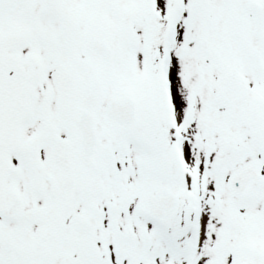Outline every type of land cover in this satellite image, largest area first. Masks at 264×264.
<instances>
[{
	"label": "snow or ice",
	"instance_id": "snow-or-ice-1",
	"mask_svg": "<svg viewBox=\"0 0 264 264\" xmlns=\"http://www.w3.org/2000/svg\"><path fill=\"white\" fill-rule=\"evenodd\" d=\"M0 264H264V0H0Z\"/></svg>",
	"mask_w": 264,
	"mask_h": 264
}]
</instances>
